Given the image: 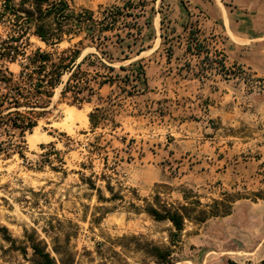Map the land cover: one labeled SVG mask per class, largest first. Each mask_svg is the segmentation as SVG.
I'll return each instance as SVG.
<instances>
[{
    "label": "rangeland",
    "instance_id": "obj_1",
    "mask_svg": "<svg viewBox=\"0 0 264 264\" xmlns=\"http://www.w3.org/2000/svg\"><path fill=\"white\" fill-rule=\"evenodd\" d=\"M8 1L0 0V52L15 49L7 67L16 76L38 50L57 61L83 39L67 29L61 43L46 45L34 22L13 11L22 0ZM66 1L98 18L125 5L129 14H140L133 9L138 0ZM139 20L143 51L138 47L130 60L110 59L87 44L78 49L79 61L97 54L121 76L130 64L143 66L147 88L140 95L125 98L119 87L105 86L92 103L76 105L72 93L62 96L66 73L51 99L33 100V109L23 100L15 110L9 89L20 87L27 96L30 83L17 78L0 87V264H34L33 251H22L27 237L44 242L59 264L62 258L158 264L149 246L170 249L173 264H264V80L234 41L262 29L254 20L227 18L220 0H148ZM190 30L207 56L192 54ZM222 60L221 69L215 62ZM16 112L36 123L23 139L8 126ZM32 135L40 140L31 144ZM184 194L206 211L226 199L230 212L203 223L187 220L172 245V224L154 220L143 207L156 195L168 206L185 205Z\"/></svg>",
    "mask_w": 264,
    "mask_h": 264
},
{
    "label": "trees",
    "instance_id": "obj_2",
    "mask_svg": "<svg viewBox=\"0 0 264 264\" xmlns=\"http://www.w3.org/2000/svg\"><path fill=\"white\" fill-rule=\"evenodd\" d=\"M9 2L8 0H5ZM148 0H138L140 6L133 9H139V15L128 13V7H113L105 11L104 18H98L94 12L89 10H81L75 12L66 0H22L20 8L13 11L15 13H24L35 24V35L46 45L56 46L64 40V36L68 33L72 38L83 36V39L73 48H69L65 54L57 61L46 58V55L38 50L32 57L26 58L28 62L21 65V71L18 76L12 73L8 67H0V82L4 85H11L15 79L25 80L30 83V93L25 96L22 88L9 89L12 93L10 98L14 104L15 110L23 106L22 101H26L27 108L33 109V100L41 97L51 99L53 91L61 84L63 76L67 73L69 78L62 90V96L68 93L74 95L76 105L84 103H92L94 96L99 95V91L105 86H117L121 90V94L125 98L140 95L146 91L147 78L146 71L143 66L130 64L127 68H122L126 72L124 76L115 73V68L107 66L101 61L99 55L90 54L79 61L84 47L89 45L94 47L99 54H108L110 59H114L116 55L124 56L123 61L130 60L131 55L139 47L137 53L140 54L142 49V33L144 27L140 24V15L145 11ZM164 1V0H162ZM28 6V7H27ZM7 8V6H6ZM162 14V11H159ZM161 38L164 42L168 41L167 31L164 30V18L161 21ZM175 29H172L174 32ZM117 32V33H116ZM116 33L117 39L110 42V34ZM193 36V50L195 56L208 55L205 46L200 42L197 32L190 30ZM18 41V40H15ZM110 45L115 50L110 49ZM3 56H10L15 49L11 46L2 47ZM191 51V49H189ZM118 59V58H116ZM171 59V58H170ZM47 61L50 66H48ZM220 68H224V61H218ZM49 69V70H48ZM213 71V69H210ZM220 74V72H217ZM223 76V74H220ZM6 98V96H5ZM3 105V104H2ZM100 112L96 108L91 116L95 117ZM14 118L9 120L8 126L19 132L20 138H24L27 132H31L36 123L16 112L15 115L9 114ZM94 126L98 124L96 116ZM1 122V121H0ZM4 124H6L4 122ZM97 140V139H96ZM183 199L185 205L171 207L164 204L159 196L154 197V203L145 201L143 211L159 222H170L172 231L170 232V243L176 245L179 242L181 233L184 230L185 222L192 221L203 223L210 218H221L230 212V207L226 208V199L215 201V207L210 210H198V202H192L191 197L184 194ZM198 204V205H197ZM138 209V208H137ZM23 247V253L27 248L33 251L34 264H59L58 261L47 252V245L34 237H27ZM56 254L63 255L62 252L55 248ZM147 253L151 255L158 264H173L172 251L170 249H161L157 246H149ZM62 264H69L62 258Z\"/></svg>",
    "mask_w": 264,
    "mask_h": 264
},
{
    "label": "crops",
    "instance_id": "obj_3",
    "mask_svg": "<svg viewBox=\"0 0 264 264\" xmlns=\"http://www.w3.org/2000/svg\"><path fill=\"white\" fill-rule=\"evenodd\" d=\"M227 1L220 0V4L226 7L227 18L240 16L245 20H254L256 26L262 29L260 33L248 34L245 38L234 36V41L239 47L237 49L245 54L249 69L264 80V0H241L234 2L236 5L232 8L227 5ZM214 5H218L217 1H214ZM217 10L220 14L221 10L218 6ZM155 18L158 24L159 18Z\"/></svg>",
    "mask_w": 264,
    "mask_h": 264
},
{
    "label": "built area",
    "instance_id": "obj_4",
    "mask_svg": "<svg viewBox=\"0 0 264 264\" xmlns=\"http://www.w3.org/2000/svg\"><path fill=\"white\" fill-rule=\"evenodd\" d=\"M36 36V35H35ZM37 37V36H36ZM38 38V37H37ZM39 39V38H38ZM40 40V39H39ZM2 52H0V54H1ZM14 52L10 55V56H1L0 55V57H2L3 59H4V63H3V66H1V67H7V64H9V63H13L15 60H16V58L14 57ZM27 60V59H26ZM27 62H25V63H23V64H26ZM22 64V65H23ZM4 84L2 83V82H0V87L1 86H3ZM5 86V85H4Z\"/></svg>",
    "mask_w": 264,
    "mask_h": 264
},
{
    "label": "bare ground",
    "instance_id": "obj_5",
    "mask_svg": "<svg viewBox=\"0 0 264 264\" xmlns=\"http://www.w3.org/2000/svg\"><path fill=\"white\" fill-rule=\"evenodd\" d=\"M39 140H40L39 138H36L35 136L32 135V136L30 137V140H29V141H30L31 144H34V143H36V142L39 141Z\"/></svg>",
    "mask_w": 264,
    "mask_h": 264
}]
</instances>
